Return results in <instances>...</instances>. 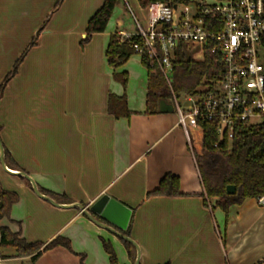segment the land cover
<instances>
[{
	"label": "crops",
	"instance_id": "0c3cea01",
	"mask_svg": "<svg viewBox=\"0 0 264 264\" xmlns=\"http://www.w3.org/2000/svg\"><path fill=\"white\" fill-rule=\"evenodd\" d=\"M56 2L0 0V84L44 28L0 97V137L12 162L39 187L74 202L90 206L109 194L130 206L141 264H264V206L248 198L225 212L215 200L205 203L177 110L146 114L147 77L132 74L128 63L118 70L130 74L126 93L132 114L115 118L108 112L109 93L125 91L107 61L110 36L135 33L138 24L147 27V9L138 0H120L107 29L95 33L82 51L77 41L104 0H64L55 8ZM57 34L70 37L75 49L59 46ZM195 132L200 152L203 132ZM167 173L180 178L183 194L148 196ZM0 183L19 195L11 219L3 218L1 226L21 231L28 242L71 240L75 253L58 246L34 264H82L76 253L85 254L86 264H111L101 238L111 241L120 264H134L118 236L80 208L39 196L1 162ZM0 250V262L29 261Z\"/></svg>",
	"mask_w": 264,
	"mask_h": 264
},
{
	"label": "trees",
	"instance_id": "16d2710c",
	"mask_svg": "<svg viewBox=\"0 0 264 264\" xmlns=\"http://www.w3.org/2000/svg\"><path fill=\"white\" fill-rule=\"evenodd\" d=\"M63 1L57 0L55 8L61 5ZM119 1L104 0L102 6L88 21L85 36L80 42L82 47L92 40L95 33L104 32L107 29ZM138 1L144 8L156 1L190 3L189 0ZM207 18L209 19V17H206V20ZM209 28L211 29V27ZM43 29L41 27L37 34L33 36L12 69L4 77L0 84V97L3 95L8 82L18 73L19 67L27 56L28 51L37 45L40 31ZM137 41L142 43V39L138 36H134L130 42H121L116 32L110 36L106 50L107 61L114 68V80L121 83L125 90L121 95L109 93L108 112L115 118H128L132 114L126 93L130 76L127 71H119L118 68L125 65L137 53L133 47V43ZM141 62L147 69L146 114L152 115L161 112L159 110L161 100L172 103V91L155 60L144 54L141 56ZM221 69L222 64L216 61V55L209 50L206 51L205 58L202 61L185 58L181 52H177L173 61V90L177 96L181 93L188 95L202 94L203 92L200 88L204 84L214 82ZM198 123L203 130L202 149L200 152H195V157L204 185L205 203L208 200H215L219 207L228 212L233 205H241L248 198H258L264 195V123L247 124L244 121H238L235 124L232 137H229L227 133L223 136L219 135L218 120H199ZM5 161L8 167L24 171L15 162H12V157L6 148ZM21 177L32 187L31 182L27 178ZM229 185L235 186L233 194L227 192ZM180 186V178L175 174L167 173L160 181L158 187L148 192V196H179L183 194ZM39 190L43 194L52 197L57 203L67 204L74 202L64 194L59 195L41 187H39ZM18 201L19 195L14 191L4 189L0 183V221L3 218L11 219L12 207ZM81 203L87 206V203ZM99 219L103 220L102 218ZM132 223L133 215L130 218L127 229L121 230L127 236H131ZM120 239L126 246L131 261L135 263L137 257L136 247L132 243L122 238ZM101 240L105 251L109 254L110 263L119 264L118 256L111 241L104 238H101ZM58 246L66 247L74 252L71 240L68 237L57 236L48 242H28L21 236V231L14 232L9 227L0 225V249L13 248L15 249L16 257H28L31 264H34L45 252ZM76 254L80 255L81 263L86 264L85 254ZM1 257L3 256L1 255Z\"/></svg>",
	"mask_w": 264,
	"mask_h": 264
},
{
	"label": "built area",
	"instance_id": "2783aa9c",
	"mask_svg": "<svg viewBox=\"0 0 264 264\" xmlns=\"http://www.w3.org/2000/svg\"><path fill=\"white\" fill-rule=\"evenodd\" d=\"M146 9L147 27L138 24L135 33H116L121 42L142 39L133 47L140 56L155 60L171 88L194 157V132L202 129L199 120H218L219 135L229 137L238 121L264 123V0H200L194 11L191 2L156 1ZM207 50L222 69L214 82L200 88L202 94H186L190 105L185 109L173 90V61L177 52L202 61ZM256 199L264 206V195Z\"/></svg>",
	"mask_w": 264,
	"mask_h": 264
},
{
	"label": "water",
	"instance_id": "95a60500",
	"mask_svg": "<svg viewBox=\"0 0 264 264\" xmlns=\"http://www.w3.org/2000/svg\"><path fill=\"white\" fill-rule=\"evenodd\" d=\"M159 110L161 112H172L174 106L172 103L167 102L166 100L160 101ZM0 160L2 166L11 173L23 176L27 178L31 184L33 190L41 197L49 200L50 202L61 205L65 207H77L80 208L83 213L90 218L97 225L101 226L105 230L115 234L119 238H122L130 243H132L137 250V257L134 264H141V250L138 243L131 237L125 235L121 230H126L132 215V208L120 200L110 196L109 194H104L98 200H96L90 206H84L81 202H73L69 204L57 203L52 197L43 194L39 190V186L36 181L25 171L13 170L9 168L5 161V148L0 137ZM227 192L233 194L235 192V186L229 185L227 187ZM102 218L103 220L99 219Z\"/></svg>",
	"mask_w": 264,
	"mask_h": 264
},
{
	"label": "rangeland",
	"instance_id": "374dc122",
	"mask_svg": "<svg viewBox=\"0 0 264 264\" xmlns=\"http://www.w3.org/2000/svg\"><path fill=\"white\" fill-rule=\"evenodd\" d=\"M190 2H191V4H192V10L194 9V4L196 3V2H198V1H200V0H189ZM194 11V10H193ZM128 16L131 18H129L128 20H129V22H133V18H132V15H131V12L130 13H128ZM42 27V26H41ZM44 30V29H43ZM42 30V31H43ZM41 31V32H42ZM84 38V37H83ZM82 38V39H83ZM56 39H59V46H65V47H68V46H70L71 48H72V50L73 49H75V46L72 44V39L70 38V37H67V36H64V35H62V34H59V36H58V34H57V36H56ZM81 39V40H82ZM81 40L79 39V41H77V46H76V48L79 46L80 48V50H82V51H84V49H85V46L84 47H82L81 46ZM68 45V46H67ZM140 58H141V56L138 54V53H136V54H134L130 59H129V61L127 62L128 64H127V66H128V68L132 71V74H135V72H137V71H141L143 74H144V76L145 77H147V69H146V67L142 64V62H141V60H140ZM129 76H130V74H129ZM178 99H179V102H180V104L183 106V108H185V109H187L188 108V106L190 105V102L187 100V95L186 94H184V93H181L179 96H178ZM194 136L196 137V141H195V144L196 145H198L197 144V133L196 132H194ZM11 250H12V252H15V249H13V248H4V250L2 251L3 253H4V255H5V253H8V252H11ZM1 251V250H0ZM4 257V256H3ZM118 262H119V264H120V261H119V258H118ZM0 264H31L30 263V261H27V260H25V261H17V260H15V261H3V262H0Z\"/></svg>",
	"mask_w": 264,
	"mask_h": 264
}]
</instances>
